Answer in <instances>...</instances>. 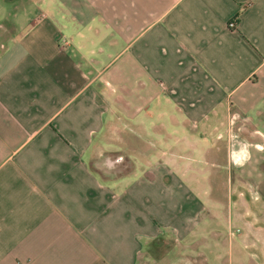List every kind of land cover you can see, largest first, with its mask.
I'll list each match as a JSON object with an SVG mask.
<instances>
[{"label":"crops","instance_id":"0c3cea01","mask_svg":"<svg viewBox=\"0 0 264 264\" xmlns=\"http://www.w3.org/2000/svg\"><path fill=\"white\" fill-rule=\"evenodd\" d=\"M0 264H264V0H0Z\"/></svg>","mask_w":264,"mask_h":264},{"label":"flooded vegetation","instance_id":"af4514ba","mask_svg":"<svg viewBox=\"0 0 264 264\" xmlns=\"http://www.w3.org/2000/svg\"><path fill=\"white\" fill-rule=\"evenodd\" d=\"M99 162H101L103 165H107L109 162L114 163L113 169L111 170L112 172L123 173L128 168L127 163L123 160V158H119L118 156L113 157L106 154L99 160Z\"/></svg>","mask_w":264,"mask_h":264},{"label":"water","instance_id":"95a60500","mask_svg":"<svg viewBox=\"0 0 264 264\" xmlns=\"http://www.w3.org/2000/svg\"><path fill=\"white\" fill-rule=\"evenodd\" d=\"M114 163L109 162L107 165L101 164V162L97 161V168L102 171L101 173L107 176H118L120 173L119 172H112L111 170L113 169ZM111 168V169H110Z\"/></svg>","mask_w":264,"mask_h":264},{"label":"built area","instance_id":"2783aa9c","mask_svg":"<svg viewBox=\"0 0 264 264\" xmlns=\"http://www.w3.org/2000/svg\"><path fill=\"white\" fill-rule=\"evenodd\" d=\"M64 42H65V40H64Z\"/></svg>","mask_w":264,"mask_h":264}]
</instances>
